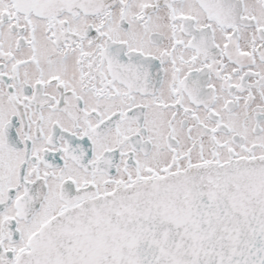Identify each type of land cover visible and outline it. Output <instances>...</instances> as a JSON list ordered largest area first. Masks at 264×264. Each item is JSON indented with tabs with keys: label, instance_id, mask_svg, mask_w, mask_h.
<instances>
[{
	"label": "snow or ice",
	"instance_id": "6c2138e0",
	"mask_svg": "<svg viewBox=\"0 0 264 264\" xmlns=\"http://www.w3.org/2000/svg\"><path fill=\"white\" fill-rule=\"evenodd\" d=\"M0 264H264V0H0Z\"/></svg>",
	"mask_w": 264,
	"mask_h": 264
}]
</instances>
